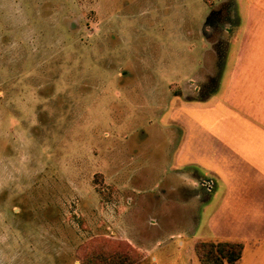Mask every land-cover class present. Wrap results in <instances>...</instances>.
<instances>
[{
  "label": "rangeland",
  "instance_id": "obj_1",
  "mask_svg": "<svg viewBox=\"0 0 264 264\" xmlns=\"http://www.w3.org/2000/svg\"><path fill=\"white\" fill-rule=\"evenodd\" d=\"M236 23L234 0H0V264H200L196 205L147 192L168 100L216 90Z\"/></svg>",
  "mask_w": 264,
  "mask_h": 264
},
{
  "label": "crops",
  "instance_id": "obj_2",
  "mask_svg": "<svg viewBox=\"0 0 264 264\" xmlns=\"http://www.w3.org/2000/svg\"><path fill=\"white\" fill-rule=\"evenodd\" d=\"M234 5L237 23L225 39L216 90L202 101L168 100L164 115L173 123H164L158 142L172 175L164 189L147 193L180 190L182 207L196 205L185 221L202 227L197 241H239L234 264H264V0ZM200 206H207L202 221Z\"/></svg>",
  "mask_w": 264,
  "mask_h": 264
},
{
  "label": "trees",
  "instance_id": "obj_3",
  "mask_svg": "<svg viewBox=\"0 0 264 264\" xmlns=\"http://www.w3.org/2000/svg\"><path fill=\"white\" fill-rule=\"evenodd\" d=\"M203 96V95H200ZM243 244L239 241L205 240L194 244V252L200 264H234L241 256ZM86 256L83 264H134L136 253L125 244L122 250H98Z\"/></svg>",
  "mask_w": 264,
  "mask_h": 264
},
{
  "label": "flooded vegetation",
  "instance_id": "obj_4",
  "mask_svg": "<svg viewBox=\"0 0 264 264\" xmlns=\"http://www.w3.org/2000/svg\"><path fill=\"white\" fill-rule=\"evenodd\" d=\"M210 19H211V18L208 16V17L206 18V23H209Z\"/></svg>",
  "mask_w": 264,
  "mask_h": 264
},
{
  "label": "built area",
  "instance_id": "obj_5",
  "mask_svg": "<svg viewBox=\"0 0 264 264\" xmlns=\"http://www.w3.org/2000/svg\"><path fill=\"white\" fill-rule=\"evenodd\" d=\"M204 182H205V181H204ZM207 184H208V183H207ZM207 184H206V185H207Z\"/></svg>",
  "mask_w": 264,
  "mask_h": 264
}]
</instances>
